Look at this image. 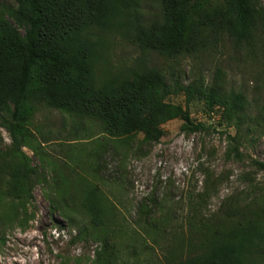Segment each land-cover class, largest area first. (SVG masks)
<instances>
[{
  "label": "trees",
  "instance_id": "1",
  "mask_svg": "<svg viewBox=\"0 0 264 264\" xmlns=\"http://www.w3.org/2000/svg\"><path fill=\"white\" fill-rule=\"evenodd\" d=\"M13 1L0 11V127L11 138L1 148L0 133V225L26 227L35 186L49 181L24 151L41 147L31 141V124L43 106L94 121L110 139L143 134L145 143H154L173 119L183 120L190 133L205 130L190 110L200 98L209 112L221 111V125L236 128L227 136V155L245 161L241 131L250 119V102L244 92L203 80L175 82L173 89L162 70L144 62L112 71L104 66V36L118 34L143 53L167 58L206 51L224 35L238 46L264 45L260 0ZM152 3L157 10L147 13ZM172 93H183L186 105L167 101ZM252 163L264 170L263 163ZM53 179L56 187L48 195L53 208L71 223L86 219L72 244L101 241L94 264H117L111 238L117 206L86 177L59 170ZM176 244L168 264H264V201L235 209L224 204L189 234L181 233Z\"/></svg>",
  "mask_w": 264,
  "mask_h": 264
},
{
  "label": "rangeland",
  "instance_id": "2",
  "mask_svg": "<svg viewBox=\"0 0 264 264\" xmlns=\"http://www.w3.org/2000/svg\"><path fill=\"white\" fill-rule=\"evenodd\" d=\"M14 5L0 0V11ZM156 10L153 4L146 12ZM104 37V66L112 71L144 62L162 70L173 89L175 82L187 86L203 80L244 92L250 102V119L241 131L245 161L227 155V136L236 128L221 125V111L209 112L200 98L190 110L205 130L190 133L183 120L173 119L162 125L165 134L154 143H145L143 134L110 139L94 121L43 106L31 124V141L41 147L24 151L49 181L36 184L26 227L8 221L0 225V264H94L101 241L71 242L86 219L69 222L48 198L59 170L91 180L117 206L111 228L117 264H168L181 233L189 234L224 204L235 209L264 201V170L252 163L264 164V45L238 46L224 35L206 51L167 58L143 53L118 34ZM167 101L186 105L183 93H172ZM0 133L1 148L10 145L9 133L1 127Z\"/></svg>",
  "mask_w": 264,
  "mask_h": 264
}]
</instances>
